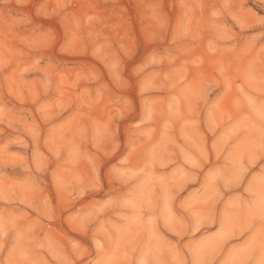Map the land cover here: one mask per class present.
Masks as SVG:
<instances>
[{
	"label": "clouds",
	"instance_id": "9594fccd",
	"mask_svg": "<svg viewBox=\"0 0 264 264\" xmlns=\"http://www.w3.org/2000/svg\"><path fill=\"white\" fill-rule=\"evenodd\" d=\"M0 264H264V0H0Z\"/></svg>",
	"mask_w": 264,
	"mask_h": 264
}]
</instances>
